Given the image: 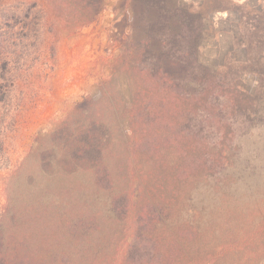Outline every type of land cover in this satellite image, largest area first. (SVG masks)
<instances>
[{
    "label": "trees",
    "instance_id": "16d2710c",
    "mask_svg": "<svg viewBox=\"0 0 264 264\" xmlns=\"http://www.w3.org/2000/svg\"><path fill=\"white\" fill-rule=\"evenodd\" d=\"M127 1L134 11L127 38L148 64L141 71L142 88L126 106L122 140L116 139L97 101L89 97L27 151L58 184L17 200L8 184L23 163H12L14 148L7 142L16 122L0 126V171L7 170L0 186V264H178L195 238L189 223H178L177 213L183 190L206 164L201 134L206 125L220 121L224 109L230 114L248 112L254 98L240 85L238 64L212 69L198 58L206 31L204 13L224 5L223 0ZM46 2L57 15L76 12L81 19L76 25L93 21L103 4ZM258 11L248 6L243 11L242 29L248 30L249 43L255 39L251 33L264 39ZM4 15L3 106L20 65L12 50L16 39L31 44L38 39L29 12L21 21L15 14ZM16 23H22L20 30ZM2 121L0 114V125ZM44 137L50 138L49 144Z\"/></svg>",
    "mask_w": 264,
    "mask_h": 264
},
{
    "label": "rangeland",
    "instance_id": "374dc122",
    "mask_svg": "<svg viewBox=\"0 0 264 264\" xmlns=\"http://www.w3.org/2000/svg\"><path fill=\"white\" fill-rule=\"evenodd\" d=\"M222 3L204 13L198 58L212 69L238 64L240 85L254 102L244 114L222 110L220 121L201 134L206 164L183 190L177 213L178 223H189L195 238L178 264H264V39L251 33L255 39L249 43L242 29L246 6L258 7L264 22V0ZM53 8L46 0H0V20L15 14L21 21L29 12L38 37L35 44L16 39L12 50L20 65L5 106L0 104V126L16 122L7 142L14 148L12 163H23L8 184L17 200L58 184L27 151L89 97L116 139H123V115L142 88L141 71L148 64L127 38L134 15L127 0H103L94 20L82 25H76L81 20L76 12L60 16ZM43 141L49 144L50 138ZM5 172L0 171V186Z\"/></svg>",
    "mask_w": 264,
    "mask_h": 264
}]
</instances>
